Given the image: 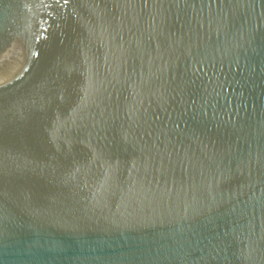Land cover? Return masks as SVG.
<instances>
[{
    "label": "water",
    "instance_id": "1",
    "mask_svg": "<svg viewBox=\"0 0 264 264\" xmlns=\"http://www.w3.org/2000/svg\"><path fill=\"white\" fill-rule=\"evenodd\" d=\"M0 264H264V0H0Z\"/></svg>",
    "mask_w": 264,
    "mask_h": 264
}]
</instances>
